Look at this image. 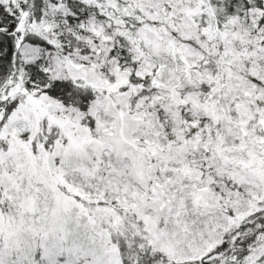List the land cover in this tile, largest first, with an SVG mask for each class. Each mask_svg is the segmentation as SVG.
<instances>
[{"label": "snow or ice", "instance_id": "6c2138e0", "mask_svg": "<svg viewBox=\"0 0 264 264\" xmlns=\"http://www.w3.org/2000/svg\"><path fill=\"white\" fill-rule=\"evenodd\" d=\"M0 264H264V0H0Z\"/></svg>", "mask_w": 264, "mask_h": 264}]
</instances>
